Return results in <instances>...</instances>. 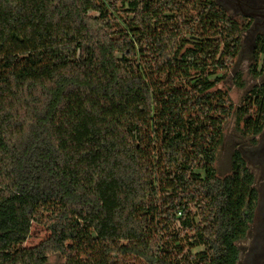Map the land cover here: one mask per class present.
<instances>
[{"label":"trees","instance_id":"obj_1","mask_svg":"<svg viewBox=\"0 0 264 264\" xmlns=\"http://www.w3.org/2000/svg\"><path fill=\"white\" fill-rule=\"evenodd\" d=\"M243 27L215 0H0V264H237L255 177L215 161L232 114L263 126L264 83L218 86Z\"/></svg>","mask_w":264,"mask_h":264},{"label":"rangeland","instance_id":"obj_2","mask_svg":"<svg viewBox=\"0 0 264 264\" xmlns=\"http://www.w3.org/2000/svg\"><path fill=\"white\" fill-rule=\"evenodd\" d=\"M93 15V12H89ZM248 29V31H247ZM250 29L249 25H245L241 34L240 49L235 61L228 66L225 77L219 87L226 91L228 96V102L233 106L237 107L243 104L244 95L247 91L255 84H260L264 80L263 73L257 75V77H251L248 69L253 62L251 56L252 50V40L251 36L254 35ZM260 63L258 64L259 67ZM259 69V68H258ZM241 72V81H243V86L238 87L236 82V73ZM252 144L251 136L244 135L240 132L239 128L235 122V115L232 114L225 122L222 138L220 145L217 149L215 167L218 175H224L229 171L231 154L234 149H238L242 156L244 157L247 166L252 171L255 177V187L258 189L261 182L264 181V174H262L261 165L262 161H257L254 159H249L241 150L242 147H250ZM261 163V165H260ZM252 226H250L249 231L244 239L237 242L238 248V260L237 264H248V258L246 253L248 252L251 239H252ZM48 235V230L36 222H33L29 232L27 241L24 243V247H29L36 244L38 241L44 239ZM202 250V247H196L192 249L193 253H197ZM44 264H63V258L60 254L55 253L48 256L47 261Z\"/></svg>","mask_w":264,"mask_h":264},{"label":"flooded vegetation","instance_id":"obj_3","mask_svg":"<svg viewBox=\"0 0 264 264\" xmlns=\"http://www.w3.org/2000/svg\"><path fill=\"white\" fill-rule=\"evenodd\" d=\"M227 13L238 17L244 21L245 25H249L254 35L251 36L252 50L255 47V36L261 34L264 38V3L262 0H215ZM248 31V29H247ZM264 78V72H263ZM264 80V79H263ZM264 83V81L262 82ZM252 139V137H251ZM249 159L262 161V174H264V120L263 126L258 135L255 136V141L250 147H242L241 150ZM257 189V188H256ZM257 203L255 207L254 217L249 225L252 226V239L246 253L248 264H264V181L261 182L257 189ZM247 230V233L249 231ZM247 235V234H246Z\"/></svg>","mask_w":264,"mask_h":264},{"label":"water","instance_id":"obj_4","mask_svg":"<svg viewBox=\"0 0 264 264\" xmlns=\"http://www.w3.org/2000/svg\"><path fill=\"white\" fill-rule=\"evenodd\" d=\"M262 2L264 3V0H262Z\"/></svg>","mask_w":264,"mask_h":264}]
</instances>
